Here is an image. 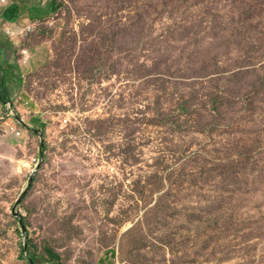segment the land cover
Returning a JSON list of instances; mask_svg holds the SVG:
<instances>
[{"label": "rangeland", "instance_id": "obj_1", "mask_svg": "<svg viewBox=\"0 0 264 264\" xmlns=\"http://www.w3.org/2000/svg\"><path fill=\"white\" fill-rule=\"evenodd\" d=\"M18 1L0 264H264V0Z\"/></svg>", "mask_w": 264, "mask_h": 264}, {"label": "crops", "instance_id": "obj_2", "mask_svg": "<svg viewBox=\"0 0 264 264\" xmlns=\"http://www.w3.org/2000/svg\"><path fill=\"white\" fill-rule=\"evenodd\" d=\"M10 2L11 0L2 3L0 0V120L3 119V116L8 112L6 107L7 104H9L12 109L15 108L13 98L17 96L16 87L20 85L22 77L18 69L19 67L16 65L15 61H13V49L9 47L10 45H8L9 42L7 37H4L3 33H1V31H4L3 25H7L8 27V24H5V22L15 21L24 11L22 3L18 0L8 5ZM10 34H13L12 31ZM21 123L23 122L21 121ZM22 125L25 124L23 123ZM10 129L14 135L17 131L21 132L16 126H11Z\"/></svg>", "mask_w": 264, "mask_h": 264}, {"label": "trees", "instance_id": "obj_3", "mask_svg": "<svg viewBox=\"0 0 264 264\" xmlns=\"http://www.w3.org/2000/svg\"><path fill=\"white\" fill-rule=\"evenodd\" d=\"M57 0H53L51 1V6H52V10L53 11H57L58 8L56 6ZM35 7H32V9H34ZM47 254H48V264H63L60 260V256L53 251L52 249H47ZM29 261L33 262L34 264H37V262H35L32 257L29 256Z\"/></svg>", "mask_w": 264, "mask_h": 264}, {"label": "water", "instance_id": "obj_4", "mask_svg": "<svg viewBox=\"0 0 264 264\" xmlns=\"http://www.w3.org/2000/svg\"><path fill=\"white\" fill-rule=\"evenodd\" d=\"M18 119H20V121H22L20 117H18ZM39 168H40V165L38 164L37 167H36V169L33 171L32 175H31V177H30V181L33 180V177H34L35 173L37 172V170H38ZM24 195H25V192H24V193L21 195V197L18 199L17 204H19V203L21 202V200L23 199ZM15 215H16V217H18V218H22V216H21L20 214H15ZM20 223H21V222H20ZM22 227H23V229H25V226H22ZM30 264H34V263H33V262H30Z\"/></svg>", "mask_w": 264, "mask_h": 264}, {"label": "built area", "instance_id": "obj_5", "mask_svg": "<svg viewBox=\"0 0 264 264\" xmlns=\"http://www.w3.org/2000/svg\"><path fill=\"white\" fill-rule=\"evenodd\" d=\"M8 0H1L2 3H6ZM8 111L10 112V114L12 115L13 109L10 107L9 104L6 105ZM16 137H20L21 136V132L17 131L15 132Z\"/></svg>", "mask_w": 264, "mask_h": 264}]
</instances>
